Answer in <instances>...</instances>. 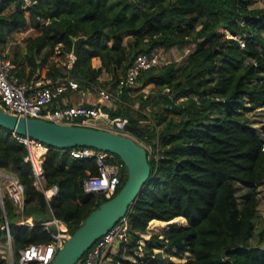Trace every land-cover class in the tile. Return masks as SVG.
<instances>
[{
    "label": "trees",
    "instance_id": "1",
    "mask_svg": "<svg viewBox=\"0 0 264 264\" xmlns=\"http://www.w3.org/2000/svg\"><path fill=\"white\" fill-rule=\"evenodd\" d=\"M31 1L27 7L24 0L0 2V51L14 65L17 84L70 78L78 88L106 89L113 98L96 106L110 118H126L123 132L150 148V179L125 216L128 239L109 252L105 264H159L166 248L173 256H192L182 264H264L258 213V188L264 185V0ZM26 27L35 33L23 38L24 49L8 51L12 32ZM56 47L62 61L44 65L41 52ZM174 47L189 49L182 63L142 71L138 88L117 87L138 54ZM103 73L107 80L100 79ZM57 106L53 101L48 110ZM251 110L261 111L258 122ZM28 156L26 145L0 126V169L23 184L22 216L33 223L19 224L21 214L3 196L14 264H40L20 263V250L51 242L54 227L41 222L54 217L72 234L109 199L84 190L85 178L97 174L93 159L48 147L44 186H56L57 194L47 201L34 184ZM126 178L125 169L117 192ZM237 186L246 189L241 197ZM0 264L9 263L0 255Z\"/></svg>",
    "mask_w": 264,
    "mask_h": 264
},
{
    "label": "built area",
    "instance_id": "2",
    "mask_svg": "<svg viewBox=\"0 0 264 264\" xmlns=\"http://www.w3.org/2000/svg\"><path fill=\"white\" fill-rule=\"evenodd\" d=\"M2 0H0L1 2ZM25 7L30 6L31 0H24ZM240 46H244V40L239 39ZM162 50L155 48L149 53L138 54L133 63L127 69L125 75L120 78L118 88L133 87L136 84L138 75L147 69L156 67L163 62ZM74 56L68 55V64L74 61ZM168 63V62H167ZM166 64V63H165ZM14 65L6 57L5 52L0 51V108L6 112L19 116H28L42 118L45 120L62 123V124H81L86 125L90 121H99L102 123V129L114 133L125 134L123 128L127 123L126 118H110L109 115L98 106H86L83 104L57 106L53 110H48L49 105L58 101L66 89L75 90L78 83L70 78L54 81L50 78H37L31 86L17 84V80L12 75ZM99 97V102H109L113 95L110 91L103 88H95ZM16 139L26 145L29 150L27 160L32 164L33 174L35 175V186L43 192L47 201L57 194V187L45 188L44 173L42 168V157L35 154L37 148L48 147L29 137L21 136L13 132ZM264 149V145L262 147ZM75 159H93L96 163L97 174L88 176L83 182L84 190L88 193L103 194L111 198L118 190L125 165L116 155L95 149L92 147H74L65 150ZM4 188V194L2 193ZM7 195L10 202L21 214L19 224L32 225L22 216L25 203L24 186L19 179L11 172L0 169V208L2 220L1 228L5 231L8 244L11 246V236L7 223L6 214L3 205V196ZM46 228L53 226L54 230L50 231L51 242L48 244H30L20 250V263L38 261L40 264H49L56 252L62 248L64 242L69 238L70 233L67 226L60 220L52 217L49 220L40 223ZM128 221L122 218L110 230L102 235L86 251L84 264H105L108 254L113 249H118L122 242L128 239ZM9 263V262H8ZM11 264H14L12 261Z\"/></svg>",
    "mask_w": 264,
    "mask_h": 264
},
{
    "label": "water",
    "instance_id": "3",
    "mask_svg": "<svg viewBox=\"0 0 264 264\" xmlns=\"http://www.w3.org/2000/svg\"><path fill=\"white\" fill-rule=\"evenodd\" d=\"M81 40L82 38L74 40V57L78 54ZM0 126L54 149L92 147L108 151L119 157L125 165L127 178L119 191L84 219L49 264H76L96 240L126 216L129 206L150 179L145 147L127 134L83 124H62L42 118L19 116L1 108Z\"/></svg>",
    "mask_w": 264,
    "mask_h": 264
},
{
    "label": "rangeland",
    "instance_id": "4",
    "mask_svg": "<svg viewBox=\"0 0 264 264\" xmlns=\"http://www.w3.org/2000/svg\"><path fill=\"white\" fill-rule=\"evenodd\" d=\"M20 33L16 34L18 40L20 42L23 43V38H25L26 36H29V35H32L35 33L34 30H32L30 27H26V28H23V29H20ZM189 49H184V48H180V47H174V48H171L167 51H163L162 54H163V62L164 63H161L160 65L162 64H165L167 62H175L177 64H180L184 61L185 57H186V54L188 53ZM41 57L44 58V65H46L48 62L50 61H57V62H61V58H60V55L58 54V48L56 47L55 49L53 50H44L41 52L40 54ZM92 64L94 66H98L99 65V61L97 59H92ZM100 79L101 80H107L108 79V76L103 73L101 76H100ZM138 84H135L133 86V88H138ZM149 87L150 86H147L143 89L144 92H147L149 90ZM137 106V105H135ZM249 116L252 120H254V122H258V120L261 119V111L259 110H251L249 111ZM256 126H258V123H255ZM143 147L147 148L148 150H150V148L148 146H146L144 143L142 142H139ZM4 188H2V193L4 194ZM246 192V189L240 187V186H237V189H236V193H237V196L241 197L244 193ZM258 199H259V202H258V213L260 215V218H261V224H259L260 226L261 225H264V185L263 186H260L258 188ZM179 222V221H178ZM168 228V225L165 224L163 225L162 229L159 228L155 233H162L164 230H166ZM144 243L143 239L140 240V244L142 245ZM262 244H264V242H262ZM113 250H116V249H113ZM112 250V251H113ZM154 252H158V250H154ZM162 252V257H163V261H161L159 264H167L168 261L174 263V264H182L185 260H187L188 258H191L192 256L189 255V256H173L172 255V249L170 248H166V249H162L161 250ZM0 255L3 256L4 258L7 259V261L9 262V264L12 263V261L14 262V253H13V249H12V246H10L8 244V240L7 238L5 239L4 242H0Z\"/></svg>",
    "mask_w": 264,
    "mask_h": 264
},
{
    "label": "crops",
    "instance_id": "5",
    "mask_svg": "<svg viewBox=\"0 0 264 264\" xmlns=\"http://www.w3.org/2000/svg\"><path fill=\"white\" fill-rule=\"evenodd\" d=\"M20 30H14L11 34L12 40L8 43L7 49L8 51H12L19 47L21 50L24 49V45L22 42H20L16 36V34L20 33ZM48 51V50H46ZM99 103V97L98 94L95 91V88L90 86L88 88H77L75 90L71 89H66V91L62 94V96L59 98L58 101H56V104L58 106H63V105H74V104H83L86 106H95L98 105ZM88 126H92L95 128H103L102 123L99 121H90L86 123ZM38 150L35 151L36 156L42 157L43 153L45 154L46 151H42L41 154L40 152H37ZM37 152V153H36Z\"/></svg>",
    "mask_w": 264,
    "mask_h": 264
},
{
    "label": "bare ground",
    "instance_id": "6",
    "mask_svg": "<svg viewBox=\"0 0 264 264\" xmlns=\"http://www.w3.org/2000/svg\"><path fill=\"white\" fill-rule=\"evenodd\" d=\"M37 150H38V151L40 152V154H41V152H42L44 149H43V148H37ZM38 151H37V152H38ZM37 152H36V153H37ZM39 152H38V153H39ZM43 154H44V153H43Z\"/></svg>",
    "mask_w": 264,
    "mask_h": 264
}]
</instances>
